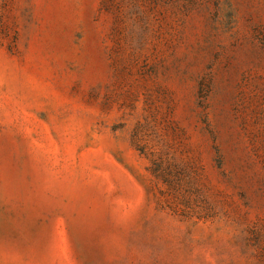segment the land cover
I'll return each instance as SVG.
<instances>
[{"label":"rangeland","instance_id":"rangeland-1","mask_svg":"<svg viewBox=\"0 0 264 264\" xmlns=\"http://www.w3.org/2000/svg\"><path fill=\"white\" fill-rule=\"evenodd\" d=\"M0 264H264V0H0Z\"/></svg>","mask_w":264,"mask_h":264}]
</instances>
